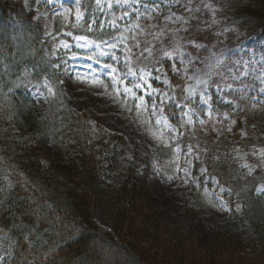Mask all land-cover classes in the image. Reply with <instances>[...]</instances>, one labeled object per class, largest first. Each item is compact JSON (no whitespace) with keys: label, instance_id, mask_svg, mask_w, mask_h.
I'll return each mask as SVG.
<instances>
[{"label":"rangeland","instance_id":"1","mask_svg":"<svg viewBox=\"0 0 264 264\" xmlns=\"http://www.w3.org/2000/svg\"><path fill=\"white\" fill-rule=\"evenodd\" d=\"M22 1L24 12L31 13L33 21L42 26L47 49L45 64L58 72L63 92L58 94L47 78L30 72H23L15 86L23 84L47 115L52 104L60 109L66 98L71 99L72 111L86 113L93 127L100 125L120 137L106 142L99 157L103 192L92 208L96 225L109 229L116 211L135 197L153 215L152 227L167 237L193 242L202 252L220 247L225 253H239L240 248L232 239L226 240L227 235L234 231L241 234L244 246L252 238V228L242 220V206L234 202L232 208L229 204L232 195L228 190L202 172L203 157L209 141L231 132L237 123L245 139L251 126L259 140L246 148H233L230 155L238 172L248 176L260 173L255 195L264 200V35L260 29L226 24V13L234 7L230 4L226 10L212 0H100L99 5L94 0L101 14L100 26L110 34L93 40L78 32L84 0L79 4L77 0ZM77 13L82 14L80 18ZM194 22L214 29L212 41L196 42L187 37V27ZM94 25L91 21L89 27L93 29ZM77 36L86 39L77 41ZM61 41L68 46H61ZM137 44L139 47H135ZM145 48L152 50L151 56L147 52L141 55ZM173 49V59H161L165 51ZM127 56L131 57L130 66L146 75L147 84L134 90L136 97L144 96L146 112L136 108L138 101L133 96L125 99L123 94H116L112 81L115 74L110 69L126 72ZM166 60L172 69L173 65L178 69L173 72L182 80L188 105L176 103L169 82L163 83L161 61ZM149 72L151 75H147ZM119 87L123 93V85ZM10 96L14 97V93ZM153 103L156 115H152ZM167 105L180 112L179 127H174L159 110ZM162 118L167 119V126ZM157 119H161L160 125ZM52 150L49 144L43 145V157L50 158ZM245 164L248 167H243ZM177 165L190 176L178 171ZM169 176L173 177L171 181ZM3 184L0 182L1 187ZM196 196L203 210L200 224L193 225L184 199L191 202ZM4 254L0 249V255ZM177 262L178 256L173 255L166 264Z\"/></svg>","mask_w":264,"mask_h":264},{"label":"trees","instance_id":"2","mask_svg":"<svg viewBox=\"0 0 264 264\" xmlns=\"http://www.w3.org/2000/svg\"><path fill=\"white\" fill-rule=\"evenodd\" d=\"M212 1L226 10L230 4L234 7L226 13V24L258 27L264 35V0ZM82 9L79 34L93 40L106 38L110 33L100 26L94 0H84ZM32 18L24 12L22 0H0V182L4 183L0 186V249L5 253L0 264H166L173 255L178 256L177 264H264V200L255 195L260 173L238 172L230 155L233 148H246L259 139L251 126L242 138L240 123L209 141L203 157L206 175L232 195V208L234 202L242 206V220L252 228V238L244 246L241 234L222 233L240 248L239 253H225L220 247L202 252L193 242L167 237L152 227L153 215L135 197L116 211L109 229L96 225L92 208L103 192L99 157L106 142L120 137L100 125L93 127L86 113L72 111L71 99L66 98L60 109L52 104L47 115L23 84L15 86L23 72H30L47 78L58 94L63 92L58 72L45 64L42 26ZM189 24L190 40L212 41L214 29ZM161 65L175 102L188 105L180 76L169 61ZM163 114L174 127L180 126L176 107L164 106ZM46 144L53 149L50 158L42 155ZM199 199H184L193 225L200 224Z\"/></svg>","mask_w":264,"mask_h":264},{"label":"snow or ice","instance_id":"3","mask_svg":"<svg viewBox=\"0 0 264 264\" xmlns=\"http://www.w3.org/2000/svg\"><path fill=\"white\" fill-rule=\"evenodd\" d=\"M48 2L50 3L51 0H48ZM99 2L100 0H97V4L99 5ZM77 3L79 4V0H77ZM127 15V13H125ZM82 14L80 13H77V17L80 18ZM179 19V18H177ZM136 27L138 28L139 26L136 25ZM129 31H132V29H129ZM70 35V33H69ZM86 38L84 37H80V36H77L76 37V40L77 41H81V40H85ZM124 38H122L123 40ZM61 46L63 47H67L68 45L65 44L63 41H61ZM113 47H115V45H113ZM135 47H139V44L135 45ZM176 51V49H173V51H165L163 53V58H167V59H173V54L174 52ZM128 52L131 53V48H128ZM144 52H147L149 54V56L152 55V50L150 48H145L142 50L141 52V55H143ZM115 59V57H114ZM159 62V61H157ZM183 62V61H181ZM190 62V61H189ZM131 57L130 56H127L125 58V66L127 67V71L126 72H120L118 71L117 68H111L110 71L112 73H114L115 75L112 76V81H113V84L116 86V94L117 96H120L121 94L124 95L125 99L128 98V96H133L134 99H136L138 102L136 103V108L138 110L142 109L143 111H147L148 110V104L146 103L145 101V98L144 96H139V97H136L135 96V93H134V90L135 89H142L144 84H147V79H146V75L144 74L143 70H141L139 73L137 71H135L131 66ZM173 70L174 71H178V69H176L175 65H173ZM157 72H161L162 73V69L161 68H157L156 69ZM164 75V80H163V83L164 84H168V80H167V74L166 73H162ZM147 75H151V73L149 72ZM129 77H133L135 78L134 80H129ZM156 80H159L160 79V76H157L155 77ZM131 83V87L128 86V84ZM201 83H203V81H201ZM120 85H123V93H121V90H120ZM148 87H151V85H148ZM106 90H107V86H106ZM48 91L49 93H52L53 92V89L51 87L48 88ZM155 91V90H153ZM147 95L151 96L152 95V92H148ZM164 95H166V93H164ZM164 101H161V103H163ZM204 103H207V101L205 100ZM161 112L163 111V109H159ZM156 112H157V106L155 105V103H153L152 105V115H156ZM164 119V124L165 126H167V119L166 118H162ZM156 124L157 125H160L161 124V119H157L156 120ZM191 151V149L189 150ZM243 167H248L247 164L243 165ZM177 170L178 171H184L186 175L190 176L189 173H187V170L186 169H181L179 168V165H177ZM205 171L202 169V172ZM251 171V170H250ZM173 177L169 176L168 179L169 181L172 180ZM187 182V181H185ZM223 191V189L221 190ZM0 259H3L2 257H0Z\"/></svg>","mask_w":264,"mask_h":264}]
</instances>
